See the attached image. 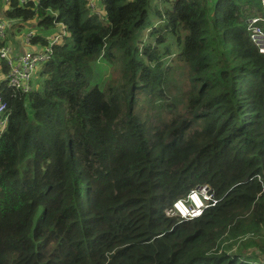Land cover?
I'll return each mask as SVG.
<instances>
[{"label":"trees","instance_id":"obj_1","mask_svg":"<svg viewBox=\"0 0 264 264\" xmlns=\"http://www.w3.org/2000/svg\"><path fill=\"white\" fill-rule=\"evenodd\" d=\"M91 1L0 0V49L53 50L31 91L0 82V264H264L262 0H157L158 27ZM200 185L216 205L166 215Z\"/></svg>","mask_w":264,"mask_h":264},{"label":"built area","instance_id":"obj_2","mask_svg":"<svg viewBox=\"0 0 264 264\" xmlns=\"http://www.w3.org/2000/svg\"><path fill=\"white\" fill-rule=\"evenodd\" d=\"M262 5L264 8V0H262ZM91 6L96 9L97 0H92ZM261 23H264V17L250 18L247 30L252 42L259 48L260 52L264 53V27ZM6 27V22L0 20L1 38L5 37ZM60 37V35L55 36L53 43H57ZM52 53L53 50L50 46L45 49H28L16 59L12 56L11 47L0 49V59H5L10 65V71L6 78L8 86L21 89L24 92L31 91L39 67L51 59ZM6 108V103L0 97V135L6 130L8 123ZM218 202L219 200L209 185H200L192 189L185 197L176 200L166 213L167 215L178 214L176 217L190 220L201 216L207 208L216 205Z\"/></svg>","mask_w":264,"mask_h":264},{"label":"rangeland","instance_id":"obj_3","mask_svg":"<svg viewBox=\"0 0 264 264\" xmlns=\"http://www.w3.org/2000/svg\"><path fill=\"white\" fill-rule=\"evenodd\" d=\"M99 6H101V8H102V12L106 13V10H105L103 2H101L99 4ZM164 6H168L169 7L170 5H168V4L167 5H163L162 3H159L157 0H151L150 7H149V12H148V21H149V23L155 24L157 27L163 24V22L159 23V19L155 15V12H156V9H158V8L159 9H163ZM211 15H212V13H211ZM31 28H35L38 32L42 33L43 35H52L56 31V29H53V28L46 29V30H43V29L40 30L36 26H31ZM149 38H150L149 32H148V30H146L145 31L144 40L148 41ZM169 43L173 44V48L172 49L175 52L176 51V47L174 45L173 40H171ZM169 60H170V58H167V63H169ZM99 64L100 65H98V66H96V68H94V77H93L94 81H96V82L101 81V83L104 84L113 73L115 74V76H117V72L113 71V67L110 68L109 66H107L102 61ZM0 75L2 76V79H0V82H1V81H3L5 79V77L2 74H0ZM166 215H167V213H166ZM176 215H178V214L167 215V216L168 217H176Z\"/></svg>","mask_w":264,"mask_h":264},{"label":"crops","instance_id":"obj_4","mask_svg":"<svg viewBox=\"0 0 264 264\" xmlns=\"http://www.w3.org/2000/svg\"><path fill=\"white\" fill-rule=\"evenodd\" d=\"M97 2L99 5L100 0H97ZM10 45L12 46V56L16 59H18L27 49H29V47L27 46V44L25 43L24 40H21V42H18L16 44H13L12 42H10ZM0 79H2L1 75H0ZM5 79H6V77H5Z\"/></svg>","mask_w":264,"mask_h":264},{"label":"bare ground","instance_id":"obj_5","mask_svg":"<svg viewBox=\"0 0 264 264\" xmlns=\"http://www.w3.org/2000/svg\"><path fill=\"white\" fill-rule=\"evenodd\" d=\"M8 30V29H7ZM9 32V31H8ZM34 37V36H33ZM31 42V41H30ZM54 47V46H53Z\"/></svg>","mask_w":264,"mask_h":264}]
</instances>
